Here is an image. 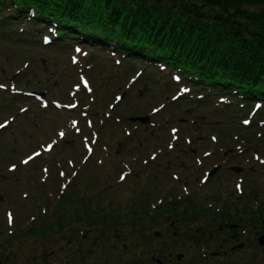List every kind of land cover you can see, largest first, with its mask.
<instances>
[{"label": "rangeland", "instance_id": "rangeland-1", "mask_svg": "<svg viewBox=\"0 0 264 264\" xmlns=\"http://www.w3.org/2000/svg\"><path fill=\"white\" fill-rule=\"evenodd\" d=\"M18 27L0 25V84L5 85L0 89V129L6 124L0 132V233L6 230V242L21 233L15 231L19 224L7 231L6 213L22 224L26 218L22 213H38L43 206L56 204L64 187L66 196L78 199L65 201L63 212L96 203L102 213H130L132 203L138 198L144 202L147 195H151L145 201L147 213H157L176 199L182 201L179 213H190L191 203H199L202 210L193 213H218L225 206H242V211L253 206L259 212L258 204L264 202V151L241 153L236 147L247 146L249 137L253 146L264 145V121L255 120L245 108L233 115L237 108L219 103L210 91L199 92L185 80L177 82L172 74L89 47L75 51L73 45L45 46L42 32L31 31L37 37L30 43L32 39ZM31 92L44 93L46 100L30 98ZM5 93L17 98L8 99ZM135 117H149L155 125L133 124L130 118ZM173 128L178 134L171 135ZM170 144L176 146L173 151ZM188 146L197 151V159L214 150L215 165L224 159L221 148L230 147L238 155L230 165H240L242 176L228 171L212 184L184 186L176 185L166 171L157 172L159 164L163 170L178 168L182 173L183 160L196 168L195 156L180 153ZM152 154L157 156L154 160ZM123 165L140 178L109 184L120 178L113 169ZM212 196H219L217 206ZM134 209L139 213L138 207ZM53 231L47 237L59 239ZM18 240L31 245V239ZM191 248L190 257L197 252Z\"/></svg>", "mask_w": 264, "mask_h": 264}, {"label": "trees", "instance_id": "trees-1", "mask_svg": "<svg viewBox=\"0 0 264 264\" xmlns=\"http://www.w3.org/2000/svg\"><path fill=\"white\" fill-rule=\"evenodd\" d=\"M0 25L19 26L30 43L37 37L31 31L42 32L48 46L112 51L179 75L198 91L225 97L237 108L232 114L245 108L264 121V0H0ZM76 198L38 213H63L65 201Z\"/></svg>", "mask_w": 264, "mask_h": 264}, {"label": "flooded vegetation", "instance_id": "flooded-vegetation-1", "mask_svg": "<svg viewBox=\"0 0 264 264\" xmlns=\"http://www.w3.org/2000/svg\"><path fill=\"white\" fill-rule=\"evenodd\" d=\"M170 133L178 134V130L170 129ZM211 139L213 141V136ZM98 141L97 137L96 146ZM188 142L190 143V138ZM168 148L173 151L176 146L170 144ZM192 148L194 149L193 146L182 147L180 153L199 158L196 156L197 151ZM236 148L241 153L252 149L254 152L264 151V146L257 145ZM221 151L224 159L217 165L214 150H208L204 157L197 159L196 168L185 165L183 160L182 168H179L182 173H178V168L163 170L159 164L157 172L166 171L170 180L176 185L184 186L212 184L228 171L235 173V176H242L240 165H230L231 159L238 157L235 151L230 147H222ZM155 156L156 154H152L151 159L154 160ZM254 156L256 157V153ZM205 165L207 167L203 168ZM234 168L239 172H235ZM47 172L49 175L48 165ZM133 173L134 170L128 165L116 167L112 174L120 178L109 184L119 185L133 176ZM195 175L197 177L194 178ZM132 178L138 180L140 177ZM69 183L66 181L64 184L68 186ZM65 190L62 192L64 200L72 196L69 193L66 196ZM135 192L133 189V195ZM142 194L137 193L136 196ZM239 194L242 195V192ZM148 196L151 195H147L145 201ZM85 197L81 196L79 201H83ZM212 198H215L212 202L217 206L219 196ZM138 199L132 203L130 213H102V210L97 209L99 205L93 203L89 213L79 207L63 213H22L26 216L22 224L20 220L15 221L13 213H6L7 218L11 217L7 231L19 224L15 231L21 233L18 236L13 232L15 236L6 242V230L1 231L0 264H264V202L258 204L259 213L257 210L253 211V206L244 211L242 206H225V210H219L218 213H193L196 209L202 211L199 203L195 206L187 204L191 209L190 213H179L177 207L182 202L179 199L162 205L157 213H134L135 207L145 209V201ZM87 200L91 202L90 198ZM207 209L203 208L204 211ZM52 230L59 239L47 237ZM18 238L31 239V245L26 247ZM193 246L197 252L190 257L189 252L194 250L191 248Z\"/></svg>", "mask_w": 264, "mask_h": 264}, {"label": "water", "instance_id": "water-1", "mask_svg": "<svg viewBox=\"0 0 264 264\" xmlns=\"http://www.w3.org/2000/svg\"><path fill=\"white\" fill-rule=\"evenodd\" d=\"M40 95L44 97V94H40ZM131 121L134 122V123L135 122H140L142 124H149L151 120H150L149 117H138V118H131ZM234 169H236L235 171L239 172V170L237 168H234Z\"/></svg>", "mask_w": 264, "mask_h": 264}, {"label": "snow or ice", "instance_id": "snow-or-ice-1", "mask_svg": "<svg viewBox=\"0 0 264 264\" xmlns=\"http://www.w3.org/2000/svg\"><path fill=\"white\" fill-rule=\"evenodd\" d=\"M247 123V122H246ZM0 127H3V125H0ZM62 135V134H61ZM39 155V154H37ZM28 161H24V163H27ZM123 178V177H122ZM9 222L11 223V217L9 218Z\"/></svg>", "mask_w": 264, "mask_h": 264}]
</instances>
